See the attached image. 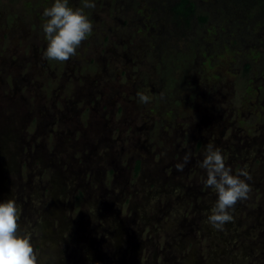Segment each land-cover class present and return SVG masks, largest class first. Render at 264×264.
<instances>
[{"label":"rangeland","instance_id":"1","mask_svg":"<svg viewBox=\"0 0 264 264\" xmlns=\"http://www.w3.org/2000/svg\"><path fill=\"white\" fill-rule=\"evenodd\" d=\"M196 1L208 20L186 46L168 0H96L61 62L43 56L53 0H0V199L17 200L43 264H264V20ZM208 142L250 173L223 229L206 223Z\"/></svg>","mask_w":264,"mask_h":264},{"label":"clouds","instance_id":"2","mask_svg":"<svg viewBox=\"0 0 264 264\" xmlns=\"http://www.w3.org/2000/svg\"><path fill=\"white\" fill-rule=\"evenodd\" d=\"M95 7L96 0H81L77 7H73L70 0H53L45 7L43 56L63 62L75 55L82 41L93 32V22L86 10ZM137 96L141 103L151 100V96L143 91H138ZM190 159L191 153L186 152L182 160L177 161V170L182 171ZM197 163L205 171L203 184L215 194L206 213V223L215 229H223L234 219L233 209L237 202L250 195V173L243 167L233 171L226 163L223 150L214 142L207 143L203 158ZM20 216V207L13 196L0 199V264H43L35 249L32 232L21 227Z\"/></svg>","mask_w":264,"mask_h":264},{"label":"trees","instance_id":"3","mask_svg":"<svg viewBox=\"0 0 264 264\" xmlns=\"http://www.w3.org/2000/svg\"><path fill=\"white\" fill-rule=\"evenodd\" d=\"M234 1L240 3L244 7L250 8V7L257 6L260 8V11H258L257 13L258 15L256 14L255 17L249 20V23L251 24V26H254L258 20H264V0H234ZM168 2L170 3L169 21L171 23V27L169 28L173 31L174 34L177 35V37H180L182 35L183 37H191V38L185 39L187 44H184V45L187 46L190 41L195 39V36L194 37L190 36V33L192 31L191 27L194 26L193 25L194 20H196L198 23H200L201 26H203V24L206 23V20H208V18L206 14L197 13L196 8L198 6V2L196 0H173V1L168 0ZM161 62L162 63L160 64V66L162 67V64H165V63H163V61ZM166 65L168 66V64ZM243 69H244L243 73L244 75H246L251 70V63L249 62L244 63ZM173 73H174V70L172 72H167V74H169L168 77H170V79L172 80V83L175 84V83H178L177 81L179 79ZM245 78H247V76ZM175 87L176 86H174L173 91L169 92L170 95H172L171 93L175 92L176 90ZM91 100H93V98H91L90 101ZM165 115H167L166 112H164V116ZM139 170H140V161L138 159L135 161V164H134V174H137Z\"/></svg>","mask_w":264,"mask_h":264},{"label":"flooded vegetation","instance_id":"4","mask_svg":"<svg viewBox=\"0 0 264 264\" xmlns=\"http://www.w3.org/2000/svg\"><path fill=\"white\" fill-rule=\"evenodd\" d=\"M90 99H91V98H90ZM215 139H216V140H215L216 142L219 141V140H218L219 138H216V137H215ZM138 159H139V161H140V168H141V166H142V158H140V157H139V158H136L135 161L138 160ZM135 161H134V164H135ZM79 192H82V191L79 190Z\"/></svg>","mask_w":264,"mask_h":264}]
</instances>
